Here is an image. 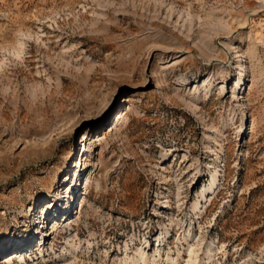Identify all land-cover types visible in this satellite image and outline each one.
<instances>
[{
	"label": "rangeland",
	"instance_id": "obj_1",
	"mask_svg": "<svg viewBox=\"0 0 264 264\" xmlns=\"http://www.w3.org/2000/svg\"><path fill=\"white\" fill-rule=\"evenodd\" d=\"M0 264H264V0H0Z\"/></svg>",
	"mask_w": 264,
	"mask_h": 264
},
{
	"label": "bare ground",
	"instance_id": "obj_2",
	"mask_svg": "<svg viewBox=\"0 0 264 264\" xmlns=\"http://www.w3.org/2000/svg\"><path fill=\"white\" fill-rule=\"evenodd\" d=\"M215 182H216V177L214 176L213 179H212V182H211V185H210V188L208 189V191L212 190L214 185H215ZM210 251V247H208V252ZM190 258V257H189ZM196 258V256L194 257ZM193 259V258H191Z\"/></svg>",
	"mask_w": 264,
	"mask_h": 264
}]
</instances>
